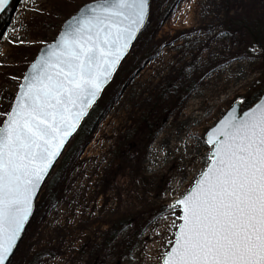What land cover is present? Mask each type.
Segmentation results:
<instances>
[{
    "label": "rangeland",
    "instance_id": "1",
    "mask_svg": "<svg viewBox=\"0 0 264 264\" xmlns=\"http://www.w3.org/2000/svg\"><path fill=\"white\" fill-rule=\"evenodd\" d=\"M94 1H13L0 27V120L39 49ZM249 1L150 0L143 31L96 104L102 119L67 169L59 200L33 215L13 264H161L179 224L170 206L208 165L205 132L233 102L252 98L263 71L233 25ZM252 1L264 19V0ZM169 83L183 95L169 98V117L147 143L139 116ZM120 221L126 226L110 242Z\"/></svg>",
    "mask_w": 264,
    "mask_h": 264
},
{
    "label": "snow or ice",
    "instance_id": "2",
    "mask_svg": "<svg viewBox=\"0 0 264 264\" xmlns=\"http://www.w3.org/2000/svg\"><path fill=\"white\" fill-rule=\"evenodd\" d=\"M12 0H0V13ZM149 0H97L39 55L0 120V264H13L35 200L144 26ZM208 165L172 209L163 264H264V101L207 133Z\"/></svg>",
    "mask_w": 264,
    "mask_h": 264
},
{
    "label": "trees",
    "instance_id": "3",
    "mask_svg": "<svg viewBox=\"0 0 264 264\" xmlns=\"http://www.w3.org/2000/svg\"><path fill=\"white\" fill-rule=\"evenodd\" d=\"M253 3L254 2L250 0L249 11L243 12L242 14L235 16L233 21V25H235L240 31H242L248 38V45H246V47L244 48V52H246L245 49L247 48V50L253 53V55H258V58H260L263 67V71L260 74V77L257 78V84H255L254 87L256 91L253 89L252 98H244L242 100L243 108H248L249 106H251L258 100L259 96L264 93V80L262 79L264 78V19L260 18L256 9L254 8ZM1 25L2 24L0 21V27ZM111 84L108 87H110ZM171 87L172 85L169 83L165 88H168V90L170 91L165 90L162 93V90L165 89L163 87L164 89L162 88L159 93V100H156V102L150 109L142 112L139 116L138 128L145 135L144 141H146L147 143L150 142L156 136L161 126V122H165L169 117V112L171 111V106L173 105V103L170 104V102L168 101L169 98H172L171 102H176L177 96L180 94L182 97L183 95V93H179L178 90H173V88L171 89ZM189 92L190 89L186 90V93ZM161 103H165V105L161 107L160 114L155 115L154 112L156 110V107L159 106V104ZM96 107L97 105L94 106L93 109L90 111L88 117L84 120L77 133L74 135V137L64 150V153L62 154L58 163L54 167L53 171L51 172L49 178L47 179L43 187L42 194L40 193L38 197L39 199L35 203L34 215L43 212L45 209H51L59 200L61 188L63 186L67 169L70 167V164L74 162L75 159L78 157L84 145L89 142L93 133L94 126L102 119V114L99 113L100 111H97ZM125 226L126 224L122 223V221L112 225L108 232V240H110L111 242L113 239H115L118 236L119 232L122 230V228H124ZM129 250L130 249L125 248V253H128Z\"/></svg>",
    "mask_w": 264,
    "mask_h": 264
},
{
    "label": "water",
    "instance_id": "4",
    "mask_svg": "<svg viewBox=\"0 0 264 264\" xmlns=\"http://www.w3.org/2000/svg\"><path fill=\"white\" fill-rule=\"evenodd\" d=\"M13 1H14V0H12V2H11V4H10V7L12 6ZM96 2H97V1L90 2V3H87V4L83 5V6H81V7L76 11L75 14H73L72 16H70L69 18H67V19L63 22V24H62V26H61V28H60V30H59V32H58L56 38H55L54 41L51 42L50 44H52V43L55 42V40L58 38L59 34L64 30V28L67 26V24L71 22V20H72L73 17L79 16V15L81 14V12H83L84 9H85L87 6H89V5L93 4V3H96ZM149 4H150V0H149ZM10 7H9V8H10ZM9 8H8V9H9ZM8 9H7V10H8ZM7 10L4 11V12H2V13H0V20H1V18L4 16V14L7 12ZM148 15H149V7H148ZM148 15H147V17H146V19H145L144 26L141 28L140 32L137 34V38L132 42V45H131V47H130V49H129V52H130L131 48L133 47L134 43L136 42V40L138 39L140 33L143 31V29H144V27H145V25H146V23H147V20H148ZM50 44H48V45H46V46H43V47H41V48L39 49V51L37 52V55H36V57L34 58V60H33L32 63L35 62V60L39 57V55L41 54V52L45 51V50L47 49V47H48ZM129 52L127 53L126 57L129 55ZM126 57H125V58H126ZM125 58L121 61V63L125 60ZM32 63H31V64H32ZM31 64H30V65L27 67V69L25 70L23 76L26 75V74L28 73V71H29L30 68H31ZM120 65H121V64H120ZM120 65L118 66V69H119ZM117 71H118V70H117ZM117 71H116V72H117ZM115 74H116V73H115ZM115 74H114V75H115ZM112 80H113V79H112ZM112 80H111V82H112ZM111 82H110V83H111ZM21 83H23V77H22V79H21L20 84H21ZM110 83L105 87V89L110 85ZM20 84H19V85H20ZM105 89H104V90H105ZM18 91H19V86H18V89H17V92H16L15 96L18 94ZM99 99H100V98H99ZM99 99H98V100H99ZM262 101H264V94L260 95L259 98H258V100H257L254 104H252L250 107H248V108H246V109H242V104H241L240 101H235V102H233V103L231 104V106H230V107L224 112V114L218 119V121H217L212 127H210V128L206 131V133H205V135H204V143H205V145H206L207 147H209V146L207 145V143H206V140H207V133H208L212 128H214V127L219 123L220 120L224 119V118L228 115L229 112L235 111L236 114H237L238 116H240V115H242L245 111H249V110H251L252 108L256 107V105L259 104V103L262 102ZM96 103H97V102H96ZM96 103H95V104H96ZM12 104H14V99H13ZM12 104H11V105H12ZM95 104H94V105H95ZM94 105L89 109L88 114L82 119V121H81L80 125L78 126L77 130H76V131L73 133V135L69 138L68 142L66 143L65 147L63 148V150H62V152H61V155L57 158V160H56L55 163H54V166L50 169L49 175L51 174L52 170L54 169L56 163L59 161V159H60V157L62 156L64 150H65L66 147H67V145L70 143L71 139H72V138L74 137V135L77 133V131H78V129L80 128V126H81V124L83 123V121H84V120L87 118V116L89 115V113H90V111L92 110V108L94 107ZM0 126H2V124H1ZM210 154H211V153H210V151H209V156H210ZM206 168H207V166L205 167L204 170H202V172L205 171ZM202 172H201V173H202ZM201 173H200V175H201ZM49 175L46 177V179H45V181H44V183H43V185H42V187H41V190H42V188H43L45 182L47 181ZM200 175L198 176V178L200 177ZM198 178H197V179H198ZM197 179H196V180H197ZM194 183H195V182H194ZM193 186H194V184L192 185V187H193ZM192 187H191V188H192ZM191 188H190L188 191H190ZM41 190H40V191H41ZM188 191H187V192H188ZM39 193H40V192H39ZM38 195H39V194H38ZM37 198H38V197H37ZM36 200H37V199H36ZM36 200H35V202H36ZM175 201H176V200H175ZM175 201H173L172 204H174ZM33 213H34V209H33ZM179 214H180V209H179ZM32 216H33V215H32ZM32 216H31L30 219H29V223H30V221H31V219H32ZM29 223H28V224H29ZM179 223H180V221H179ZM28 224L26 225V229H27V227H28ZM26 229H25V231H26ZM24 233H25V232H24ZM24 233H23V235H22V238H23V236H24ZM174 239H175V233H174V236H173V243H174ZM21 240H22V239H21ZM20 242H21V241H20ZM20 242H19V244H20ZM168 250H170V248H169ZM161 264H163V257H162V260H161Z\"/></svg>",
    "mask_w": 264,
    "mask_h": 264
},
{
    "label": "bare ground",
    "instance_id": "5",
    "mask_svg": "<svg viewBox=\"0 0 264 264\" xmlns=\"http://www.w3.org/2000/svg\"><path fill=\"white\" fill-rule=\"evenodd\" d=\"M12 7V6H11Z\"/></svg>",
    "mask_w": 264,
    "mask_h": 264
}]
</instances>
